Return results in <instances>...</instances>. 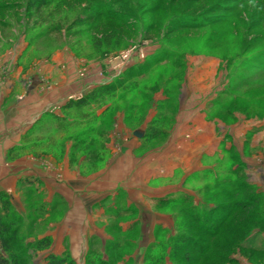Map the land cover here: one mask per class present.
Segmentation results:
<instances>
[{"label":"crops","instance_id":"0c3cea01","mask_svg":"<svg viewBox=\"0 0 264 264\" xmlns=\"http://www.w3.org/2000/svg\"><path fill=\"white\" fill-rule=\"evenodd\" d=\"M26 45L20 44L18 50L13 45L0 54V191L9 194L24 225L35 228L29 240L50 237V246L42 250L44 256L68 254L76 264H85L92 240L98 239L103 245L114 239L107 225L115 210L121 212V230L140 221L149 223L147 228L142 225L144 233L138 243V247L146 248L155 240L157 227L174 228L172 215L158 212L155 203L180 195L197 197L193 183L203 182L202 175L220 167L224 155L230 153L240 158L247 181L264 192L263 157L245 152L246 146L261 149L264 140L249 143L244 138L237 143L235 124L227 128L231 141L220 138L206 103L183 100L182 92L175 100L174 112L166 115L156 106L135 125L143 133L129 130L123 112H118L114 131L109 134L113 137L100 144L103 156L99 164L94 163L91 152H79L81 144L75 141L76 131L72 132L76 126L87 125L92 104L82 108V118L74 103L65 104L103 85L108 72L103 73L100 65L90 66L86 76L79 77L80 59L69 47L56 48L49 58L24 65L19 60ZM9 55L14 56L12 60ZM5 61L8 69H3ZM163 98L161 93L154 96L155 101ZM105 108L106 104L93 114L99 117ZM159 113L166 120L153 125L151 132L163 140L144 148L145 137L141 136ZM251 126L240 134L252 131ZM261 126H257L259 130ZM67 133L72 137L64 140ZM251 167L255 172L251 173ZM131 212L135 216L123 221Z\"/></svg>","mask_w":264,"mask_h":264},{"label":"rangeland","instance_id":"374dc122","mask_svg":"<svg viewBox=\"0 0 264 264\" xmlns=\"http://www.w3.org/2000/svg\"><path fill=\"white\" fill-rule=\"evenodd\" d=\"M29 1L0 0L1 5L8 3L6 6H0V54L9 50L13 45L18 50L20 44L27 43L19 60L24 65L49 58L56 48L69 47L75 57L80 59L79 77H85L90 66L99 67L100 65L102 72L104 70L105 73L108 72L106 77H103L105 83H110L127 67L143 63L152 55L159 54L165 47L168 49L167 55H160L159 59L152 61L154 63L143 66L138 72H129L125 83L129 80H137L138 87L133 90L129 86L123 89L117 88L114 96L103 97L101 101L91 102V115L105 104L110 108V112L100 115L91 122L94 131L88 139H91L89 142L92 144L91 153L94 163L99 164V159L103 156V151L99 148L100 144L110 141L113 137L109 134L114 131L115 115L118 112H123V120L129 130L143 133L136 126L143 121L149 111L157 106L166 115L171 114L175 110V100L180 92H182L181 99L183 100L185 98L196 104L206 103L208 116L215 120V131L220 138L229 137L228 142L231 141L227 128L235 124L234 140L237 143L244 141V138L249 143L252 139L253 141L257 138L264 140V0H46L48 4L39 14L35 7H28ZM100 10L104 13L111 10L120 14V21L125 25L122 27L114 22L115 28L122 27V32H119L120 39L118 41L115 39L107 47L102 46L95 49L90 32L100 26H105L104 24L99 25L100 22L104 23V18L95 19ZM180 15L195 18L194 21L201 27L168 33L170 30L168 26L171 25L169 23ZM89 16L90 19H88ZM42 18L45 21L40 26H33L34 22ZM79 19L82 22L71 24L72 21ZM55 24L58 25V30L51 31ZM74 30L78 31L73 33ZM131 49H133V58L119 72L113 70L120 60L117 55ZM13 54L16 57L15 51ZM13 57L10 56L9 59L12 60ZM3 65V69H8V61H5ZM143 91L147 92L145 97L139 95ZM160 93L164 98L155 101L154 96ZM135 95L139 97L136 98ZM133 96H135L133 98L135 102L130 108ZM216 96L218 103L213 102ZM118 97L122 100H118ZM108 116H111L109 124L102 125V121ZM101 125L105 126L101 127ZM250 125H252V131L246 132L244 136L240 134ZM257 126H261V130ZM81 127L76 126L72 132ZM95 130L102 132L97 133ZM145 134L141 136V138L145 137L144 148L163 140L155 135L154 140L151 141L152 138H150V141H147L150 132L146 130ZM66 136L71 138L72 134H65L64 140H67ZM156 141L159 142L156 143ZM246 147L245 152L247 150L250 155H262L264 162V146L261 149L257 146L250 149ZM227 158L229 155H224L222 165H219L222 167L214 172L218 174V179L207 184L212 178L206 176L203 182L193 183L194 190L198 191L203 187L197 197L193 196L192 200L188 201L177 197L178 202L173 199L166 205L156 202L155 209L158 212L171 214L174 221L175 219L185 221L184 210L198 213L202 218L211 204L225 203V198L221 194L222 187L219 185L222 183L228 187L229 184V181L222 180L223 173H225L222 172L223 169L227 170L233 163ZM237 158L239 160L236 159V161H240V158ZM251 168V173L255 172V169ZM262 172L263 176L264 171ZM215 180H219L220 183L214 184ZM253 189L262 193L264 199L263 191L261 192L255 186ZM247 191V189H242L241 193ZM32 199L36 201L37 197L33 196ZM120 203L122 204V201ZM190 204L192 206H189ZM196 204L202 206L198 212L193 209L196 207L193 205ZM123 207L124 205H121L120 209ZM180 209L182 214L180 213L176 218L173 214ZM31 216L29 213L28 217ZM132 216L135 214L131 212L122 220L131 219ZM120 219L121 217H116L114 214L110 216V221H116L117 225ZM145 222L140 221L127 230L117 231L115 229L110 232L123 243L120 251L124 254L121 257L117 253L112 256L104 253V244L98 243L95 246H98L100 253H104L103 257L107 258L111 264H142L145 248L141 245L138 247V243L144 233L142 225L148 227L149 223ZM260 227L259 225L258 229H253L251 232V235L256 236L254 245L264 243V230H260ZM169 232L173 233V231ZM32 234H35V228L22 231L21 236H18V240L23 243V249L26 247L21 255V263L45 264L42 250H35L33 246H25L26 238ZM158 235L159 239H164L169 234L159 232ZM231 256L233 257L232 262L221 264H264V253L257 251L240 252L236 249ZM165 264H170V261Z\"/></svg>","mask_w":264,"mask_h":264},{"label":"trees","instance_id":"16d2710c","mask_svg":"<svg viewBox=\"0 0 264 264\" xmlns=\"http://www.w3.org/2000/svg\"><path fill=\"white\" fill-rule=\"evenodd\" d=\"M29 2L28 7H35L37 14L41 13L43 8L48 4V1L46 0H30ZM7 4L8 3L2 5L0 4V6H6ZM15 4H17V2ZM97 17L105 19V21H103L104 23H99V25L104 24L105 26H100V28L90 32V38L92 42L95 43V49H99L102 46L107 47L115 41V39L118 41L120 39L119 32H122V27L125 25V23H121L120 21L121 15L114 13V11L111 10L105 13L100 10L95 19ZM90 18L91 17L89 16L88 19ZM194 19L195 18L188 16H178L173 19L172 23H169L171 25L168 26L170 27L168 33L201 27L194 21ZM44 21L45 19L42 18V20L34 22L33 26L38 27ZM74 22L79 23L82 21L79 19L77 21H72L71 24ZM114 22L119 23L122 27H118L116 25L117 27L115 28ZM174 23L176 25H173ZM55 30H58V25L56 24L51 28V31ZM77 31L74 30L73 33ZM124 40L126 39L124 38ZM167 50V47H165V49L159 54L152 55V57L145 60L143 63L127 67L124 72H122L119 77L112 82L93 88L89 91V93L80 99L69 100L65 104V107L74 103V110L76 109V113H78L82 118V108L89 105L91 102L101 101L104 99L103 97L111 95L114 96V92L117 88L123 89L129 86V88L133 90L138 87V81L129 80L125 83L129 72H138L143 68V66L154 63L152 61L159 59L160 55H167ZM142 87L144 88V86ZM162 91L164 92V89H162ZM146 93L147 92L143 91L139 95L145 97ZM139 95H135L136 98L139 97ZM135 96L131 98L132 103L129 106L130 108L135 102L133 99ZM217 96L213 99V102L215 103H218ZM117 99L122 100L121 97H118ZM134 106L135 105H133V107ZM107 112H110L109 105L103 110L101 116ZM97 117L98 116L95 114H92L91 118L86 122L87 125L81 127L75 133V141L78 144H81V152H85L86 154L92 151V144L89 142L91 139H88V137L94 131V127H92L91 122L96 120ZM165 117L166 116L159 113L150 121L147 131L151 132V130L154 129L153 125H157L163 120H166ZM110 118L111 116L106 117L105 120L102 121V125L105 123L107 126L109 124L108 122H110ZM75 122L77 125L80 124V119L75 120ZM102 125L101 127L105 126ZM95 131L97 133L102 132L97 130ZM155 135H157V133L151 132L149 138H154ZM80 139H83L84 141H81ZM8 153L10 155L12 153V149ZM237 157V155L230 153L227 160L233 162L232 165H230L227 170H221L222 172H225L223 173L222 180H227V182L229 181L228 187L222 185L219 180H215L216 182L214 183H220L219 186L222 187L221 194L225 198V203L215 202L214 204H211L205 211L206 213H204L202 218H200L198 213L184 210L186 219L185 221H176L175 219L172 234L166 229L157 227L154 232L155 240L144 250L142 264H165L167 261H170V264H221L224 262H232L233 257L231 254L235 253L236 249L240 252L249 250L264 253V243L254 245L256 236L251 235L252 230L256 229L259 225L261 226L259 229L264 230V199L262 197V193L256 192L253 189V186L247 181L243 163L241 161H236V159H238ZM217 168L219 167H216L214 171H206L202 175L203 180L206 176L212 178V180L207 184L211 183L216 178L218 179V174L216 175L214 173L217 171ZM201 189H203V187L198 189V194ZM242 189H247L248 191L246 193H241ZM179 198H182L184 201H188L189 199L192 200V197L186 195H180ZM173 199H175L176 202L179 200L177 198L167 197L159 199L157 202L166 205L168 202L173 201ZM189 206L192 205L190 204ZM193 206H196L193 207L196 212L202 208V206H198L197 204ZM181 212L182 210L180 209L173 215L178 218L177 215ZM113 214L116 217H120L121 212L119 210H115ZM107 229L109 232H112L115 229L117 231H121L116 221H111L107 225ZM25 230H30V228H27V226L24 225L23 216L14 210L9 194L4 191H0V264H22L21 255L22 252L26 250V247L23 249V243L18 240V236H21L22 231ZM159 232H165L169 235L164 239H159ZM26 241L25 246H33L35 250H44L50 246V237L48 235L40 238H34L33 240H29L27 237ZM98 243H100L98 239H94L90 242L85 264H111L109 263L110 261H107V258L103 257L104 253H108V256H112L117 253L120 257L124 254L120 251L121 245L123 244L122 241H119L115 237L113 240L106 241L104 243L103 254L100 253L98 246H95ZM44 258L45 264H76L68 254L56 255L48 253L44 256ZM167 258L169 260H167ZM173 260H176L179 263Z\"/></svg>","mask_w":264,"mask_h":264},{"label":"built area","instance_id":"2783aa9c","mask_svg":"<svg viewBox=\"0 0 264 264\" xmlns=\"http://www.w3.org/2000/svg\"><path fill=\"white\" fill-rule=\"evenodd\" d=\"M117 57L120 59L117 66L113 67V70L119 72L123 66L129 62L130 59L133 58V49L131 50H126L124 52H121L117 55ZM126 66V65H125ZM124 66V67H125Z\"/></svg>","mask_w":264,"mask_h":264},{"label":"water","instance_id":"95a60500","mask_svg":"<svg viewBox=\"0 0 264 264\" xmlns=\"http://www.w3.org/2000/svg\"><path fill=\"white\" fill-rule=\"evenodd\" d=\"M136 135H139L137 132L135 133Z\"/></svg>","mask_w":264,"mask_h":264}]
</instances>
